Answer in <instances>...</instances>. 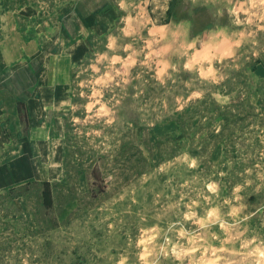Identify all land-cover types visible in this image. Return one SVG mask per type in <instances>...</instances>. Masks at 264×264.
I'll list each match as a JSON object with an SVG mask.
<instances>
[{"label":"rangeland","instance_id":"1","mask_svg":"<svg viewBox=\"0 0 264 264\" xmlns=\"http://www.w3.org/2000/svg\"><path fill=\"white\" fill-rule=\"evenodd\" d=\"M0 48V264H264V0H0Z\"/></svg>","mask_w":264,"mask_h":264},{"label":"crops","instance_id":"2","mask_svg":"<svg viewBox=\"0 0 264 264\" xmlns=\"http://www.w3.org/2000/svg\"><path fill=\"white\" fill-rule=\"evenodd\" d=\"M2 66H4V62L0 58V70H1ZM33 99H34L33 95H31L30 99L28 100V104L29 105L35 103V100H33ZM37 99H38V97H37ZM43 125L44 124L41 123V121H38L37 123L32 125L33 129H32V134H31L30 140H32V138H34V140L37 139L36 141L33 142L34 143V148L35 147L42 148L43 146H47L48 147V146H51V145L54 144V147L58 146V149H59V141H60L58 139L59 136L58 137L51 136L49 131H48V129H47L48 127L47 126H43ZM39 134H40V137H39Z\"/></svg>","mask_w":264,"mask_h":264}]
</instances>
